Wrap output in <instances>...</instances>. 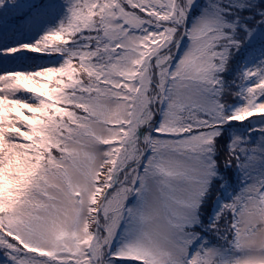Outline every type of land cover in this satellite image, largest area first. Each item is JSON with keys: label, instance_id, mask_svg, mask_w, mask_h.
<instances>
[{"label": "snow or ice", "instance_id": "6c2138e0", "mask_svg": "<svg viewBox=\"0 0 264 264\" xmlns=\"http://www.w3.org/2000/svg\"><path fill=\"white\" fill-rule=\"evenodd\" d=\"M0 264H264V0H0Z\"/></svg>", "mask_w": 264, "mask_h": 264}]
</instances>
